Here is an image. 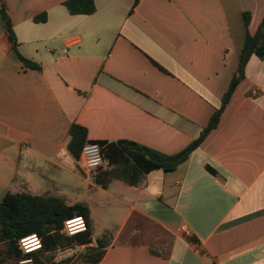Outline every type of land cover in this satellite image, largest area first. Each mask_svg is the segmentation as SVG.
Instances as JSON below:
<instances>
[{
    "label": "crops",
    "instance_id": "0c3cea01",
    "mask_svg": "<svg viewBox=\"0 0 264 264\" xmlns=\"http://www.w3.org/2000/svg\"><path fill=\"white\" fill-rule=\"evenodd\" d=\"M67 1L5 0L13 39L0 0V204L29 192L88 205L100 264H264V59L251 57L218 127L174 172L104 188L108 161L88 177L68 148L75 123L91 142L188 148L222 106L264 0H95L93 15Z\"/></svg>",
    "mask_w": 264,
    "mask_h": 264
},
{
    "label": "trees",
    "instance_id": "16d2710c",
    "mask_svg": "<svg viewBox=\"0 0 264 264\" xmlns=\"http://www.w3.org/2000/svg\"><path fill=\"white\" fill-rule=\"evenodd\" d=\"M1 13L7 30L13 37L11 19L5 0H1ZM65 6L72 15H93L96 12L95 0H69ZM46 16L35 21L43 22ZM247 25L250 15L245 14ZM264 59V20L255 35L247 34L239 67L225 94L222 106L213 114L207 128L188 148L176 155H166L133 141L98 142L103 148L110 170L101 171L95 181L108 188L113 181H122L130 186H139L148 174L162 170L165 173L176 171L188 161L191 154L203 143L207 136L218 127L221 117L233 94L246 77V67L252 56ZM29 67L41 69V66L22 58ZM88 140L87 129L72 124L69 131L68 148L73 157L79 160ZM77 217H83L87 229L76 235L63 233L65 223ZM93 223L88 205L77 203L69 205L66 200L53 195H36L29 192L8 193L0 204V264H16L30 261L31 264H100L105 256V241H98L95 247H89L93 241ZM37 235L42 239V248L26 253L21 246L24 238ZM191 242L201 249L197 238ZM87 246V250L75 256L59 259L61 251ZM202 253H206L202 250Z\"/></svg>",
    "mask_w": 264,
    "mask_h": 264
},
{
    "label": "built area",
    "instance_id": "2783aa9c",
    "mask_svg": "<svg viewBox=\"0 0 264 264\" xmlns=\"http://www.w3.org/2000/svg\"><path fill=\"white\" fill-rule=\"evenodd\" d=\"M257 94L259 92H256ZM79 163L88 177L100 170L105 165V156L103 148L97 142H88L83 148ZM87 229V223L85 218L77 217L73 220H69L65 223L63 233L73 236L80 232H84ZM22 249L26 253L34 252L42 248V239L37 235L24 238L21 241Z\"/></svg>",
    "mask_w": 264,
    "mask_h": 264
},
{
    "label": "rangeland",
    "instance_id": "374dc122",
    "mask_svg": "<svg viewBox=\"0 0 264 264\" xmlns=\"http://www.w3.org/2000/svg\"><path fill=\"white\" fill-rule=\"evenodd\" d=\"M83 171V169H82ZM84 172V171H83ZM85 174V173H84ZM86 175V174H85ZM110 237H105L104 239L107 240L109 239ZM83 247V246H82ZM75 247V248H72V249H69V250H65V251H61L59 254H58V258L61 260V259H66V258H70V257H73L75 256V258H77V256L79 254H81V252H84L87 250V247ZM18 264V263H16ZM19 264H30L29 262H22V263H19Z\"/></svg>",
    "mask_w": 264,
    "mask_h": 264
}]
</instances>
